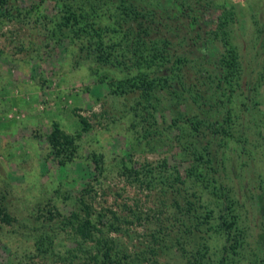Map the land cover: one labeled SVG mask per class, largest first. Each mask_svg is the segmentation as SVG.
<instances>
[{"label":"rangeland","instance_id":"374dc122","mask_svg":"<svg viewBox=\"0 0 264 264\" xmlns=\"http://www.w3.org/2000/svg\"><path fill=\"white\" fill-rule=\"evenodd\" d=\"M207 1L211 27L215 3L236 5L243 68L233 136L194 139L212 150L215 185L233 189L223 213L236 215L231 239L216 226L212 189L189 173L193 156L178 153L169 113L147 114L138 91L112 94L108 81L123 74L77 38H57L54 0L39 15V0H14L0 16V209L13 218L0 221V264H103L106 246L115 255L105 264H264V0ZM55 122L81 133L63 164L47 141ZM83 201L97 228L90 238L69 222L84 215Z\"/></svg>","mask_w":264,"mask_h":264},{"label":"trees","instance_id":"16d2710c","mask_svg":"<svg viewBox=\"0 0 264 264\" xmlns=\"http://www.w3.org/2000/svg\"><path fill=\"white\" fill-rule=\"evenodd\" d=\"M12 1L0 0V9L7 7L0 16L11 15L12 7L16 10L7 6ZM44 1L33 4L31 11L39 15ZM54 1L61 8L56 16L60 32L53 35L77 38L81 41L79 48L86 50L93 61L123 74L108 81L112 94L138 91L137 106L147 114L169 113L171 126L179 132L178 153L183 159L193 156L189 173L212 189L222 211L216 226L227 240L231 239L236 215L231 221L223 213L229 209L228 203L234 202L233 189L223 183L215 185L212 150L209 144L195 146L194 139L232 137L239 117L234 104L243 88V68L234 37L236 5L215 3L219 14L211 27L205 15L209 1L206 5L200 0H141L145 2L141 5L139 0ZM262 31L257 29L259 39ZM78 117L82 131H87L90 125L86 117ZM80 135L68 134L60 124L53 123L47 141L58 163L72 160ZM82 205L84 215L73 214L69 222L76 234L90 238L96 223L90 207L84 201ZM0 221L10 224L13 218L0 209ZM114 255L106 246L101 262L109 263ZM216 264H224L223 259Z\"/></svg>","mask_w":264,"mask_h":264}]
</instances>
